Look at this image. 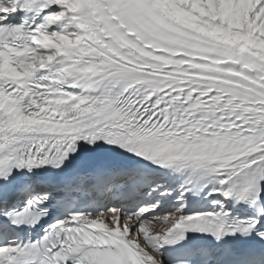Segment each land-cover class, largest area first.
I'll return each instance as SVG.
<instances>
[{
	"label": "snow or ice",
	"instance_id": "snow-or-ice-1",
	"mask_svg": "<svg viewBox=\"0 0 264 264\" xmlns=\"http://www.w3.org/2000/svg\"><path fill=\"white\" fill-rule=\"evenodd\" d=\"M0 264H264V0H0Z\"/></svg>",
	"mask_w": 264,
	"mask_h": 264
}]
</instances>
